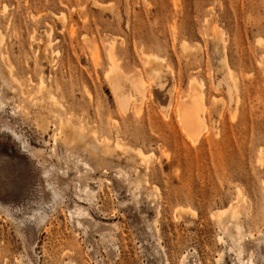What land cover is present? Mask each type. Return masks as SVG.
Listing matches in <instances>:
<instances>
[{"label": "rangeland", "instance_id": "374dc122", "mask_svg": "<svg viewBox=\"0 0 264 264\" xmlns=\"http://www.w3.org/2000/svg\"><path fill=\"white\" fill-rule=\"evenodd\" d=\"M0 56V264H264V0H0Z\"/></svg>", "mask_w": 264, "mask_h": 264}, {"label": "bare ground", "instance_id": "6f19581e", "mask_svg": "<svg viewBox=\"0 0 264 264\" xmlns=\"http://www.w3.org/2000/svg\"><path fill=\"white\" fill-rule=\"evenodd\" d=\"M111 54V53H110ZM112 56V55H111ZM1 60H2V58H1V56H0V62H1ZM114 66V65H113ZM108 74L110 75V76H112V80H111V84H112V88H113V91H114V93H115V95L116 96H118V98H119V100H120V103H121V105L123 106L124 104H125V102L123 101V98H121V97H124L123 95H122V89L120 88V83H119V75L116 73V70L113 68V67H111L110 68V70H109V72H108ZM0 79L2 80V82L3 83H5V84H7V83H10V82H12V80L11 79H9V78H7V79H5L4 78V75H3V72H2V68H1V66H0ZM15 84H16V87L19 89V91H20V94H21V96H24V93L21 91V88H20V85L18 84V83H16L15 82ZM49 98L52 100V101H55V98L52 96V95H50L49 96ZM32 101V100H31ZM197 104V103H196ZM196 104H193L192 106H196ZM31 105H33V103L31 102ZM189 109V108H188ZM192 109V108H191ZM196 111H198V110H193L192 112V114L190 115V116H185L184 115V118H185V121H186V124L185 125H187L189 128H195L196 127V115H195V113H196ZM189 112H191V111H189ZM195 112V113H194ZM60 122H61V125H62V127L61 128H68V129H72L71 127H70V124H69V122L67 121V120H63L62 119V116L60 115ZM184 124V123H183ZM184 128H186V126H184ZM193 130V129H192ZM77 134H78V136L79 137H82V133L81 132H77ZM194 135H195V133H194ZM69 136V135H68ZM95 149V148H94ZM139 156L140 157H143L142 156V154H139ZM141 160L142 161H144V159H142L141 158ZM222 214L223 215H225V214H227V216H229V218H234L235 217V211L232 209V208H230V207H228L227 209H225V210H223L222 211ZM239 232H240V230H238ZM237 234V233H236ZM239 234V233H238ZM236 236V235H235ZM238 237H239V235H238Z\"/></svg>", "mask_w": 264, "mask_h": 264}]
</instances>
